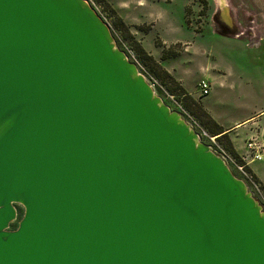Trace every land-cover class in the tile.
I'll return each mask as SVG.
<instances>
[{
  "label": "water",
  "instance_id": "1",
  "mask_svg": "<svg viewBox=\"0 0 264 264\" xmlns=\"http://www.w3.org/2000/svg\"><path fill=\"white\" fill-rule=\"evenodd\" d=\"M0 264H264L258 200L86 0H0Z\"/></svg>",
  "mask_w": 264,
  "mask_h": 264
},
{
  "label": "rangeland",
  "instance_id": "2",
  "mask_svg": "<svg viewBox=\"0 0 264 264\" xmlns=\"http://www.w3.org/2000/svg\"><path fill=\"white\" fill-rule=\"evenodd\" d=\"M91 2L109 24L116 44L125 52L131 50L148 74L167 93L175 94L184 110L209 135L214 136L213 125L202 123V114L191 100L207 109L210 117H214L223 129L250 118L231 133L233 137L215 136L219 147L237 163L231 162V170L243 178L264 210V160L254 159L253 151L248 147L249 142L257 147L264 144V0ZM137 46L181 80L190 100L178 92L169 91L171 83L153 70L154 66L137 50ZM202 80L210 84L206 95L199 88ZM155 92L180 114L163 92L159 89ZM239 166L243 169L240 170ZM240 172H246L257 183L261 199L253 193L251 184ZM16 208L17 218L11 222L10 229L18 226L24 212L21 205Z\"/></svg>",
  "mask_w": 264,
  "mask_h": 264
},
{
  "label": "built area",
  "instance_id": "3",
  "mask_svg": "<svg viewBox=\"0 0 264 264\" xmlns=\"http://www.w3.org/2000/svg\"><path fill=\"white\" fill-rule=\"evenodd\" d=\"M90 5H92L91 0H86ZM96 10V9H95ZM103 19V18H102ZM104 20V19H103ZM127 57L133 61L139 70V73L143 75V77L146 79V81L149 83V85L153 88L154 91L159 89L161 92H163L173 103L175 108L180 111L181 117L186 121L187 124L197 133V136L200 141H207L204 143H207V145L210 147V149L219 155L224 161L229 165L231 168L232 164L228 155L219 147V144L216 142L217 136H211L207 133V131L200 125V123L191 115L188 114L185 110L183 105L175 98L174 95L167 93V91L159 84V82L151 77L148 72L140 65L138 60L136 59L135 55L132 53L131 50H128L125 52ZM200 91L203 95H206L209 93L210 84L209 82L202 80L199 83ZM248 147L252 149L253 151V158L256 160H264V144H262L260 147L255 146L253 143L249 142ZM235 162V161H234ZM233 162V163H234ZM236 163V162H235ZM237 164V163H236ZM239 169L242 170L243 167L239 166ZM244 171V170H243ZM241 175L251 184L252 188L254 189L253 193L261 199L262 195L261 192L259 193V187L257 183L253 180V178L248 175L246 172H240ZM243 179V178H242Z\"/></svg>",
  "mask_w": 264,
  "mask_h": 264
},
{
  "label": "trees",
  "instance_id": "4",
  "mask_svg": "<svg viewBox=\"0 0 264 264\" xmlns=\"http://www.w3.org/2000/svg\"><path fill=\"white\" fill-rule=\"evenodd\" d=\"M136 48H137V50L140 53L143 54V57L146 60H149L151 62V64L154 66L153 70L155 72H157L158 75L162 76L164 79H167L171 83L172 87H168V89H169L170 92H178L184 99H187V100L189 99L190 100V97H189L188 93L182 87V85L180 84V82L175 81V79L173 78V76L166 69H163V67L161 66V64H159L156 61H153L151 59V56L150 55H147L146 52L140 46H137ZM173 95H175V94H173ZM191 104H193V106L202 114V117H203V118H201L202 123H204V124L210 123L211 125H213V128L211 130H212V133L214 135L221 134L220 136H224L226 134V133H223L225 131L223 129V127L221 125H219L213 118H211L210 115L207 113V111L204 110L202 108V106L197 101H194V100L192 101L191 100Z\"/></svg>",
  "mask_w": 264,
  "mask_h": 264
},
{
  "label": "crops",
  "instance_id": "5",
  "mask_svg": "<svg viewBox=\"0 0 264 264\" xmlns=\"http://www.w3.org/2000/svg\"><path fill=\"white\" fill-rule=\"evenodd\" d=\"M168 72H169V70H168ZM170 74H171V73H170ZM171 75L173 76V78H174L175 80H177V81H179V82L181 83V80L176 79V78L174 77L173 74H171ZM181 85H182V84H181ZM204 108H205V107H204ZM206 110H207V109H206ZM213 119L216 120L214 117H213ZM248 119H250V118H248ZM248 119L243 120V121H241V122H236V123H234V124H230V125H228L227 128L224 127V130H225L224 132H227L225 135H227L228 138L233 137L231 133L234 132L240 124L244 123V121H247ZM232 144L234 145V147L237 146V145L234 144V143H232Z\"/></svg>",
  "mask_w": 264,
  "mask_h": 264
}]
</instances>
